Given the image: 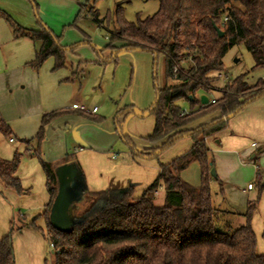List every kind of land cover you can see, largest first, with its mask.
Segmentation results:
<instances>
[{
    "label": "trees",
    "instance_id": "obj_1",
    "mask_svg": "<svg viewBox=\"0 0 264 264\" xmlns=\"http://www.w3.org/2000/svg\"><path fill=\"white\" fill-rule=\"evenodd\" d=\"M34 4L37 12V3ZM159 8L151 16L135 22L123 16V6L118 5L115 18L106 16L113 28L109 29L94 11L92 18L102 23L107 42L98 54L99 63L114 61L124 50L146 51L153 55L154 87L156 99L149 108L155 118V126L145 139L162 141L159 146L139 151L132 139L122 132V119L135 112L133 106L117 111L116 125L120 137L130 147L132 154L158 157L184 135H190L193 145L168 163H160L156 179L140 196H135L136 184L123 189L108 188L91 191L86 189L80 201L73 206L76 220L68 229L58 230L50 222L52 202L57 194L55 166L44 160L41 143L45 127L62 112L61 109L44 114L38 133L34 154L46 173V188L50 201L42 215L47 221V239L53 244L54 264H264V254L257 252L256 234L251 225L258 197L249 200L247 209L240 215L244 222L237 227L227 222L224 229L217 223L225 215H235L232 210L216 205L211 189L212 181L222 180L213 175L215 160L206 142L226 126L228 116L237 114L246 105L264 95V79L254 84L246 80L249 72L235 77L227 86L219 89L221 95L212 102L201 105L198 94L214 89V84L225 70L224 57L234 46L243 45L254 59V69H264V0H158ZM82 8L70 27H76ZM13 29L15 37H29L38 43L34 58L28 65L38 71L43 63L53 57L54 70L67 65L68 51L82 43L62 44V38L54 34L40 20L35 29L16 23L6 13L0 12ZM219 31L223 34L220 35ZM84 34V33H83ZM86 36V35H85ZM87 37V36H86ZM110 51L108 56L103 52ZM164 59V78L173 83L160 86L157 78L159 58ZM189 61V65L184 64ZM83 69L75 75L81 74ZM188 112L181 114L184 105ZM221 110L222 116L210 123L184 129L192 121ZM79 114L89 120L102 118L84 110ZM1 133L11 138V128L0 117ZM29 144L28 140H24ZM264 151V145L254 153V161ZM22 154L15 151L11 159L0 156V180L19 195L27 194L16 175ZM72 157L68 156L67 160ZM76 161V160H74ZM198 161L201 182L193 186L180 177V172ZM259 191H264V170L258 169ZM162 191L161 202L156 195ZM226 218V216H225ZM35 218L29 223L35 225ZM10 232L0 238V264H16Z\"/></svg>",
    "mask_w": 264,
    "mask_h": 264
},
{
    "label": "rangeland",
    "instance_id": "obj_2",
    "mask_svg": "<svg viewBox=\"0 0 264 264\" xmlns=\"http://www.w3.org/2000/svg\"><path fill=\"white\" fill-rule=\"evenodd\" d=\"M35 2L37 3V12L34 8V4L30 0H0V12L11 16L16 23L26 28L29 27L27 25H29L30 22L33 23L34 27H37L38 21L40 20L49 27L54 34L61 36L62 44L64 45L76 43L78 41L81 42L86 39L90 41V43L80 44V46L84 48L85 52H94L98 59L102 58L98 54V50L103 48L107 42V37L105 29L99 26L91 16L94 11H97L99 18L104 20L102 23L108 26L109 29H112L113 24L109 23L106 16L109 15L115 18V10L118 5L123 6V16L130 22H135L138 18L144 19L151 16L159 8L158 0H35ZM81 8L83 12L78 22H76L77 26H68L74 22ZM80 36L83 40L80 39ZM33 44L35 48H38V43L24 38L17 39V37L14 36L13 29L9 22L4 16L0 15V74L10 70L9 72H13L17 79L22 77L29 78L28 73L31 71L28 68L33 71L36 70L28 65L29 61L25 63L22 62V60L24 57L32 56L34 58L35 48ZM108 55V51L103 52V56ZM153 58V55L146 51L124 50L118 54L114 61L105 64L100 63V65H98L93 61H85L87 75L83 87L87 90V94L89 95L87 105L90 107L97 105V107L100 108V114L106 117L113 115L117 103L129 104L134 101L137 105L143 107L142 109H145V107L149 106L154 101L156 92L153 81V71L155 70ZM237 59L238 61H236ZM184 64L189 65V61H186ZM224 64L225 70L222 73L224 78L221 77L218 84L225 86L229 85V83L225 84L228 79H233L244 72H249L247 77L258 78L260 77L258 75L263 70L261 68L252 70L254 65L253 58L250 52L246 51L242 45H236L228 51L224 57ZM157 78L158 84L163 86V57H160L158 61ZM29 80H31V78H29ZM167 82L170 83L171 80L168 79L166 83ZM124 125L128 127L132 136H138V139L133 138V141L136 147L139 148V140H143L153 131L154 117L152 114L148 116H139L134 112L126 118ZM65 133L69 135V129ZM117 136V143L112 148V151L119 155V160L116 162L126 161L127 164L131 162V164L134 165L133 176L138 179H141L142 173H144L141 172L145 170L143 165L147 166V173L153 172L154 166L158 167L160 163H168L185 152L187 148L184 147L186 142H188L185 139L178 140L171 147L164 150L158 157H145L132 154L130 147L119 135ZM24 140L26 139L20 138L18 142L11 143L9 137L4 136L0 131V144L11 145V147L17 145V147H19L20 142L26 143ZM28 141L29 145L33 143L35 149L37 146L36 137ZM223 141L224 140H222V142ZM72 145L74 144L72 143ZM211 145L210 146L213 148L211 151L212 156L215 160L214 169L222 180L224 193L223 200L219 193V183L215 180L212 181L211 189L214 199L221 208L235 212H244L247 209L248 201L258 197V202L252 215L251 225L256 234L257 252L264 254V191L260 192L258 187V168L264 170V154L260 155L255 161L251 160V154L248 156L247 154H242V157L236 156L233 158L234 160H229L225 151L221 149L219 145L215 144L213 141H211ZM224 145V143L221 144L223 147ZM216 146L218 148H216ZM25 147L26 146L22 147V149L18 151L22 154L18 170L19 174L25 175L31 170L34 164H29L28 161H32L31 159L33 158H36L35 160L40 164V170H43L38 158L28 152ZM253 149L256 152L257 149ZM24 157L28 160L27 162L23 159ZM106 158L107 155L106 157H102V159L105 160ZM192 163H197L199 165L198 161H193L188 167H190ZM32 171L34 170L32 169ZM145 177L143 179L144 181ZM248 183L253 185L251 189H248ZM145 185L135 186V196H140L142 194V190L146 187ZM42 190L40 180L38 179L35 182L36 192L34 191L35 194L32 197L35 198L36 194L39 192L41 193ZM216 192H218V194H216ZM74 194H76V192H73L68 186L66 188V199L74 202L76 199ZM24 195L18 194L21 199L15 202V216L13 218L11 209H9L10 204L7 197L8 195L6 196L5 191H0V238L7 235L11 227H13L11 238L16 264H54V253L47 239V221L44 215H42L44 209L33 210L31 212L28 205L30 204L32 206V201L30 197L27 199ZM162 197V191L158 192L156 201L161 202ZM20 213L26 214L27 217H29L28 215L33 216V214H36L35 225L42 228V231L30 224H22L23 216H21ZM225 216L224 219L217 223L219 229H224V225H227L226 221L232 226L237 227L241 220L240 218L244 219V217L238 213H236L235 216ZM32 220L33 217H30L26 221L31 222Z\"/></svg>",
    "mask_w": 264,
    "mask_h": 264
},
{
    "label": "crops",
    "instance_id": "obj_3",
    "mask_svg": "<svg viewBox=\"0 0 264 264\" xmlns=\"http://www.w3.org/2000/svg\"><path fill=\"white\" fill-rule=\"evenodd\" d=\"M98 24L101 27L103 26L102 23ZM27 26L32 27L31 29L37 28L36 26L34 27L32 22H30V24ZM21 38L33 41L26 36L17 37V39ZM80 39H82L81 36ZM81 42V44L90 43V41L86 39ZM79 46L75 49V51H68L66 53L67 65L63 68L57 70L53 69L55 63L53 57H49L37 72L27 67L31 71L28 73L31 80L26 77L17 79L13 72H9L10 70L0 74V117L13 132L11 137L13 140L11 141L9 138V141L11 143H16L20 138H24L26 140L33 139L39 131L44 114L61 109H71L70 112H62L58 114L50 121V123L46 125L45 137L40 147L44 160L52 163L54 166L67 162H75L82 172L86 188L91 191L105 190L108 188L123 189L131 184H136L137 186H144L146 184L145 186L148 187L158 176L161 166H154V171L147 173V166L143 165L145 170L141 172L144 173H142V178L138 179L133 176L134 165H132L131 162L127 164L126 161L116 162L119 160V155L118 153L112 151V148L117 143V135L120 137V133L118 132V127L116 125L117 111L125 106H133L135 108V114H137L136 111H138L139 113L137 115L148 116L150 114L146 113L155 102L156 92L154 101L149 106L145 107V109H142L143 107H140L134 101L129 104L117 103L116 108L113 111V115H110L109 117L101 115L100 108L97 107V105H94L93 107L87 105L89 95L87 94V90H85L83 87L87 75L85 61H93L100 65V58L98 59L94 52H85L84 48ZM33 47L35 48L34 44ZM108 52L110 54L109 50ZM32 58V56L24 57L22 62L26 63L27 61H30V59L32 60ZM236 61H238V59ZM6 65L9 66L8 64ZM80 69H83V72L81 74L79 73L75 75V73L80 71ZM263 70L258 75L260 76L258 78L246 77L247 82L249 84H254L259 79H264ZM218 76L219 78L213 85L214 89H211L209 92L202 91L198 94L201 105H204L201 102V96L205 95L207 97V103H209L211 99L217 98L221 95L219 89L225 85L218 84L219 79L223 77L222 73L218 74ZM233 79H228L225 84L230 83ZM170 83H173V81L171 80ZM170 83L167 82V84ZM165 84L166 80L164 78L163 86ZM74 104L84 106L85 112L99 116L102 119L100 121H93L81 116L78 112L80 109L74 108ZM95 107H97V110L94 112L93 109ZM184 108L188 110V105L185 104ZM221 116V110H216L192 121L187 126H185L184 129H192L200 124L210 123L213 119H217ZM223 117L224 119H227L226 126L215 134L206 137V142L210 150H213L211 147V141H213L225 151V154L229 160H234L233 158L236 156L242 157V154H247V156L251 154L250 158L251 160H254L255 151L253 148L258 149L264 145V95L246 105L237 114L232 115L229 118L225 116ZM120 119L122 120V132L127 134L132 139V141L133 138L138 139V136H132L130 134L128 127L124 125L125 120L122 118ZM68 129L70 132L69 135L65 133ZM183 139L188 141L184 147L187 148L186 150H188L193 145V140L190 138V135H184L178 140ZM222 140L224 141L222 142ZM162 141L149 142L144 138L143 140H139V148L137 149L142 151L149 147L159 146ZM72 143L74 145H72ZM223 143L225 144L224 147L221 146ZM25 144L26 143L20 142L19 147H17L16 144L15 147H11V145L9 146L0 144V156L4 157L5 159H11L12 154L14 155L15 151H19L24 146H26L25 148H27L26 150H28V152H30L32 155H35L33 143L30 145ZM216 148L218 147L216 146ZM263 154L264 151L260 155ZM106 155V160L102 159V157H106ZM68 156H71L72 159L67 160ZM23 159L25 162L28 161L25 159V157ZM35 159L36 158H33L31 159L32 161H28L29 164L32 163L34 165L25 175L19 174V168L16 172V175L21 180L22 186L29 191L24 195V197L27 199L30 197V200L32 201L31 204L33 205H28L31 212L33 210L35 211L38 209H45L51 198L46 188V173L44 169L40 170V164ZM32 169L34 171H32ZM144 177L145 181L143 180ZM180 177L193 186H199V165L197 163H192L190 167L185 168L180 172ZM38 179L40 180L43 190L41 193L39 192L40 194L37 193L36 197L34 198L32 196L35 194V182ZM249 184L251 183H248V185ZM0 191H5L6 196L8 195L7 197L10 204L9 209H11L12 217L14 218L15 202L21 199L20 196H18L14 189L7 187L2 180H0ZM216 194H218V192H216ZM221 197L224 200V196ZM216 205L219 204L216 203ZM235 213L242 214L243 212L236 211ZM20 215L23 216L22 224H29L30 221L26 220H28L30 217H36V214H33V216L28 215L29 217L22 213H20ZM240 219L241 220L238 223L239 225L244 222V219Z\"/></svg>",
    "mask_w": 264,
    "mask_h": 264
},
{
    "label": "water",
    "instance_id": "obj_4",
    "mask_svg": "<svg viewBox=\"0 0 264 264\" xmlns=\"http://www.w3.org/2000/svg\"><path fill=\"white\" fill-rule=\"evenodd\" d=\"M219 33L220 35L223 34L222 31H219ZM201 102L203 104L207 103V97L205 95L201 96ZM136 113L138 114L139 112L136 111ZM146 114H149V112ZM232 115L233 114L228 117ZM54 172L57 179V194L50 208L49 219L54 228L64 230L68 229L76 221L72 219L74 218L72 214L73 206L76 202L81 200L82 194L87 188L84 183L82 172L75 162L57 165L54 168ZM211 173L213 175L216 174L214 168L211 170ZM68 186L73 192H76V194H74L76 196L74 202L66 199V188Z\"/></svg>",
    "mask_w": 264,
    "mask_h": 264
},
{
    "label": "built area",
    "instance_id": "obj_5",
    "mask_svg": "<svg viewBox=\"0 0 264 264\" xmlns=\"http://www.w3.org/2000/svg\"><path fill=\"white\" fill-rule=\"evenodd\" d=\"M212 102H215V99H214V98L212 99ZM73 107H74V108L81 109V110H85V107H84V106H81V105H78V104H74ZM96 110H97V107H95V108L93 109L94 112H95ZM187 112H188V110H187L186 108H184V109L182 110L181 114H185V113H187ZM10 140L12 141L13 138H10ZM252 187H253L252 184H249V185H248V188H249V189H251ZM50 248L53 250V244H52V243H50Z\"/></svg>",
    "mask_w": 264,
    "mask_h": 264
}]
</instances>
